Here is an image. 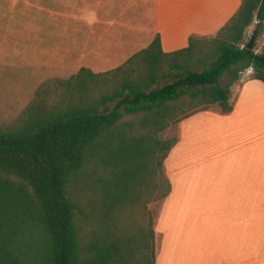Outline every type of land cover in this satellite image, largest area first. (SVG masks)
Wrapping results in <instances>:
<instances>
[{"label": "trees", "instance_id": "1", "mask_svg": "<svg viewBox=\"0 0 264 264\" xmlns=\"http://www.w3.org/2000/svg\"><path fill=\"white\" fill-rule=\"evenodd\" d=\"M254 20L260 34L264 0H243L217 36L184 49L164 53L157 37L119 68L43 82L0 127V264H156L154 226L132 213L144 196L170 190L165 161L178 138L161 133L203 110L229 113L220 80L237 79L240 64L264 82V62L246 42ZM104 78L111 89L92 95Z\"/></svg>", "mask_w": 264, "mask_h": 264}, {"label": "crops", "instance_id": "2", "mask_svg": "<svg viewBox=\"0 0 264 264\" xmlns=\"http://www.w3.org/2000/svg\"><path fill=\"white\" fill-rule=\"evenodd\" d=\"M6 2L23 11L22 48L37 49L30 36L38 32V49L51 59L42 64L65 73L40 86L82 68H119L157 37L164 53L215 37L243 0ZM235 86L229 113L212 108L178 123L165 161L170 190L154 220L156 264H264V82L241 78Z\"/></svg>", "mask_w": 264, "mask_h": 264}, {"label": "rangeland", "instance_id": "3", "mask_svg": "<svg viewBox=\"0 0 264 264\" xmlns=\"http://www.w3.org/2000/svg\"><path fill=\"white\" fill-rule=\"evenodd\" d=\"M22 12L20 9H11L6 0H0V127L11 124L22 114L23 109L34 100L35 91L42 81L52 76L58 77L65 74L60 73L59 69L52 65L42 64L51 59L43 57L44 52L38 49V32L34 37L30 36L31 42L34 39L35 43L33 46H36L37 49L29 50L22 48ZM30 12L32 20L37 24V11L31 10ZM257 25L258 21L254 20L252 25L246 29L247 43L255 33ZM50 29L52 27L48 30ZM253 46L257 54L261 55L264 53V23L262 24L260 34H257ZM235 69H240L237 79H235L233 72H229L220 80L222 86L234 91L236 87L235 83L239 82L241 78L252 77L256 72L254 67L242 68L241 64L236 66ZM67 71L68 69H65L66 73ZM97 80L91 85L90 92L92 95H97L111 89V83L107 82L110 79ZM169 82H173V80L165 79L161 85ZM137 117L129 115L125 119ZM161 136L167 139L178 138V124L167 128L161 133ZM161 201L162 199L154 200L153 198L150 200L149 195L144 196L143 203L137 202L134 205L133 211L135 212L132 213L133 217L136 216L139 222L140 216H142V221L146 222L147 226H149L150 222L154 226V220L159 212ZM151 204L152 207L150 208ZM124 220L130 223L133 219L130 215H126ZM140 231H138L139 234H141ZM132 264H136V261Z\"/></svg>", "mask_w": 264, "mask_h": 264}, {"label": "water", "instance_id": "4", "mask_svg": "<svg viewBox=\"0 0 264 264\" xmlns=\"http://www.w3.org/2000/svg\"><path fill=\"white\" fill-rule=\"evenodd\" d=\"M256 37H257V33L255 32V33L253 34L251 40L248 42V44H247V48H249V49H252V48H253L254 42H255V40H256ZM256 57H257L260 61L264 62V58L260 57L259 54H257Z\"/></svg>", "mask_w": 264, "mask_h": 264}]
</instances>
